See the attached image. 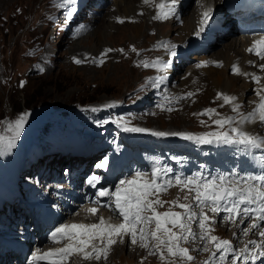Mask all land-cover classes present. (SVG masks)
I'll return each instance as SVG.
<instances>
[{
    "label": "rangeland",
    "instance_id": "rangeland-1",
    "mask_svg": "<svg viewBox=\"0 0 264 264\" xmlns=\"http://www.w3.org/2000/svg\"><path fill=\"white\" fill-rule=\"evenodd\" d=\"M102 1L75 0L74 4L69 5L65 3V0H61L67 8L60 12L56 18L50 19V13L55 8L54 0H0V132L4 131L5 135H11L7 131L6 122H14L20 115L44 104L51 105L53 111L49 118L43 119L42 130L39 129V134L43 135L49 132L55 137L58 147H62L59 143L62 134L68 133L69 127L72 125L77 128L79 126L88 132H91L90 127H93L103 134V138L114 142L123 141V137L128 135V132L123 131L118 123L112 121H118L120 124L127 121L131 127H142L163 132H169L171 128L174 130L171 129L170 132L193 134L219 130L217 126L213 125V120L219 117L215 115L211 118L208 115H193L194 113H201L205 109H216L220 117L234 116L237 122L232 126L241 127L239 124L240 115L232 109L230 112H225V106L221 104L222 99L218 98L220 92L214 86L217 83L210 79L208 73L205 72L210 67L201 69V72L192 67L195 66L193 57L198 55H192L189 48L186 49V56L190 59H188L187 64L178 67L175 72L176 75L174 74L169 82H165L164 79L160 80L163 72H160L153 79L145 80L148 72L132 66V59L130 62L129 60H120L122 56L131 53L132 44H137L138 50H141L144 48L143 46H147L155 38H160L165 45H168V39L160 36L169 33L167 28L170 27V31L176 30V28H174V24L169 23L166 28L158 29L156 21L140 17L143 15L142 12H146L145 9L126 16L125 12L119 11V3H115L117 5L116 10L108 9L107 13L104 10L96 15ZM56 2L62 6L59 0ZM122 2H126V7H132L136 0H123ZM108 4L102 8H106ZM197 4L198 0H191L188 6L182 4L183 9L186 10L182 17L194 15L196 18V15L199 16L194 13ZM72 7H75L76 11H80L75 23L76 26H72L75 29L73 39L70 38L71 35L65 33L69 29L71 20L67 13ZM155 14L157 15L156 12ZM119 16L122 17L123 23L118 19ZM76 18L77 15L74 17V21ZM113 21L124 26L120 28L110 27L106 31L105 27H108ZM152 22L157 26H153ZM137 23L141 26V31L138 34L134 32L137 29L127 27V24ZM103 24L104 28L102 27ZM175 26L180 27L182 24H175ZM78 32H82L81 40H79L80 38L76 39ZM178 32L169 33V35H173V38L179 37ZM235 39L238 41L236 43L239 44L238 36H230L222 43L227 44ZM217 43L212 45L209 55L216 56L215 54L227 49V47L222 49ZM156 45L157 43H154L151 48L147 49L155 48ZM176 45L177 42L174 40V47ZM107 49H113V51L106 53ZM121 49L123 51H120ZM77 59L81 60L82 63L77 64L75 62ZM101 59L104 61L102 64L99 62ZM158 59L164 60L161 56ZM179 59V56H175V62ZM167 68L170 71L173 69L171 65H168ZM222 68H218V70L223 71L226 80L228 75H233ZM203 78L206 79L207 83L202 80ZM159 82H163L164 86L172 82V88L170 86L163 87L159 91L160 96L158 93L151 99L146 98L145 93L148 91L149 95H152L153 93L150 92L156 91ZM240 82L238 85L241 87L247 83L249 85L246 86V90H243V97L254 101L257 98L254 91L255 86L248 81L246 83L242 81V84ZM144 84H147V90L143 88ZM188 93L193 95L188 96ZM173 96H179L181 99L182 104L177 108L179 111L175 112L178 115H171V111H167V108L173 104L176 98ZM163 98L171 99L166 102L163 101ZM106 105L114 106L105 107ZM256 105L247 107L240 114L247 115L253 111ZM29 119L28 114L22 133L26 130ZM243 127L248 128L246 125ZM260 127V123H257V130L264 134V129ZM224 130H229L228 126ZM22 133L14 148L0 154L2 164L9 157V153L12 156V161H15L17 156L23 155V150L27 146L25 141L30 137H23ZM141 135L144 136V139L151 140L148 143L153 145L160 144L163 140L161 137L153 136L150 133H141ZM182 141L184 146L192 144L188 140ZM211 145L214 148L225 144ZM193 146L196 148L195 145ZM229 149L236 150L238 153L235 145L221 150ZM52 154L60 156L55 152L42 155L36 160L34 167L29 170V174L34 175L36 171L41 169L43 163L48 164L47 169L51 170L49 157ZM61 164L58 171L62 170ZM65 164L62 165L67 167ZM1 191L0 188V196ZM185 195H188L187 190L181 191L178 188V190H172L164 195L159 194V198L163 201L179 198L181 203H191L192 197L189 196L186 201L184 200ZM150 198L155 199L156 197ZM169 207L170 205L165 203L162 207L158 206L157 211L165 212L169 210ZM195 210L199 212V209ZM172 211L183 212V209L173 207ZM209 216L211 215L209 214ZM193 225L197 228L193 231L199 232L197 225ZM212 226L215 229L213 235L235 243L230 230L220 227L216 220ZM118 243L121 244L118 245L121 248L116 246L117 248L111 250L107 260L97 261L78 258L73 259L69 264H162L158 255H149L144 251L146 249L138 246L137 250L132 251V245L125 239H123V243L119 239ZM236 245H244V242L239 239ZM200 246L202 248L203 244L201 243ZM191 264L195 263L191 262Z\"/></svg>",
    "mask_w": 264,
    "mask_h": 264
},
{
    "label": "snow or ice",
    "instance_id": "snow-or-ice-1",
    "mask_svg": "<svg viewBox=\"0 0 264 264\" xmlns=\"http://www.w3.org/2000/svg\"><path fill=\"white\" fill-rule=\"evenodd\" d=\"M74 2L75 0H65V3L69 5ZM143 2L149 4L155 3V0H143ZM174 4L175 0H171V4L168 0H160L158 4H155L158 14L154 19H168L174 14L172 7ZM75 11V7H72L67 13L69 19ZM210 18L211 9L205 10L202 13L197 35L203 31L204 25ZM120 22L123 23V20ZM111 51L113 49H107L106 53ZM247 51L264 61V36L254 41ZM75 62L82 63L78 59ZM99 62L102 64L104 61L101 59ZM142 63L144 67L160 69L167 67V64L159 61L151 64ZM217 66L222 64L218 63ZM260 68L264 70V64H261ZM232 71L234 74L250 76L257 84L262 79L254 73H242L238 65H233ZM160 80L162 81L163 77ZM254 91L259 97V103L247 115L240 114V105L235 103L236 97L218 94V98L223 99L225 104L232 105V110L240 115L241 127L232 126L237 122L236 117H220L216 109H205L201 113L193 114L208 115L210 118L213 115L219 117L213 120L219 130L203 134L154 131L142 127H131L127 121L122 124L118 121L112 122L118 123L125 132L150 133L156 137L176 136L195 141L197 144L235 145L238 153L247 154L256 161L258 171L239 174L233 170L230 173H218L216 176L197 172L191 176L176 174L174 178H166L172 169L153 166L150 173L137 169L132 176L120 180L114 190L101 188L98 192L99 197L108 198V202L103 206L110 208L118 218H121V223H110L101 216L99 223L61 224L51 232L49 240L53 244H63V246L51 248L43 253L41 249H36L32 253L31 264H41V262L68 264L69 259L75 255L85 260H107L112 246L117 243V238L119 237L120 242L123 243L124 236L129 237L131 245L146 249L149 255H158L162 264H177V261L179 264H191L195 257L190 254L188 247L183 246L190 239L199 240L203 244L200 251L210 252V258L205 261V264H257L258 260L264 259V154L258 157L253 154V150L264 149V136L249 133L242 127L254 122L264 125V89H254ZM191 95L193 94L188 93V96ZM112 106L114 105L105 107ZM172 110L170 107L167 108V111ZM27 115L24 113L14 122H6L7 131L11 135H0V154L15 147L23 131ZM226 126L229 129L227 131L224 130ZM107 164L108 161L105 159L97 167L105 168ZM149 175L152 177L151 180L147 179ZM99 179L97 176H92L88 179V183L95 187ZM173 186H178L181 191L187 190V193L192 195V202L181 203L179 198L172 201L161 200L159 194L167 192ZM153 196L156 198L151 199L150 197ZM188 199L189 195H185L184 200ZM165 203L170 205L169 210L157 211V207H162ZM173 207H179L183 209V212L172 211ZM206 208L216 215L224 213L220 217L221 222L237 224L239 221L243 224L245 220H249L250 223L240 229L242 236L247 237L255 232L260 240H249L243 247H237L232 241L213 235L215 229L212 225L215 220L204 211ZM195 209H199V212ZM88 211L95 215L98 210L91 208ZM193 224L197 225L199 232L193 231ZM152 225L154 227H151ZM96 240H99L103 247H98L94 243Z\"/></svg>",
    "mask_w": 264,
    "mask_h": 264
},
{
    "label": "bare ground",
    "instance_id": "bare-ground-1",
    "mask_svg": "<svg viewBox=\"0 0 264 264\" xmlns=\"http://www.w3.org/2000/svg\"><path fill=\"white\" fill-rule=\"evenodd\" d=\"M122 1L123 0H112V3L104 1V3H102L101 6H104L105 4H108V3L110 5L115 4V3L116 4L119 3L118 4L119 11L123 12V13L125 12L126 16H129L130 13H134L135 14L137 11H139V10L143 11L141 9H145L146 12H142L143 15H140V17H146V18H149L150 20L156 21L158 23V26H157V25H155L152 22L151 24L153 26H157V28L161 30L163 28H166V26L169 23H171V24H174V28H176V30L170 31L169 30L170 27H169V29L167 28L169 33L172 34L173 32L179 31L178 32L179 33L178 34L179 37L176 36L175 38H173V35H169V33H166L165 35L160 36V37H166V39H168V45H165L160 38H155L147 46H143L144 48L141 49V50H138L139 46L137 44H132L131 47H130V52L131 53L128 54L127 56H125V55L122 56L121 59H120V60H129V62H130V59H132V66H134L136 69L137 68H141L142 70H145L146 72H148V76L147 77L145 76L146 77L145 80L153 79L155 76L159 75L160 72H163L162 77H163L165 82H169L171 80V78L173 77L174 73L172 71L167 70V67L164 68V69H160L158 67H144L142 62H149L151 64L152 62L159 61L162 64H167V66H168L170 64V54L171 53H173V52L175 54L179 53V56H184V51L183 50L179 51L180 48H182L183 46L187 45L189 42L194 47L196 46L195 37L197 36L196 33L200 29V11L202 9V3H213L214 5H216V0H200L201 8H199V10H197V8L195 6L196 9L194 10V13L198 14L199 16H197L195 14L197 16L196 18H194V15H190L188 17L183 18L182 15H184V12L186 10L181 8V5H182V2H184L185 0H175V4L172 5V7L174 9V14L170 15V17L168 19H166V20H157V19H154V17L156 16L155 12L158 14V9L155 7V4H158L160 2V0H155V3H149V4H145L143 2V0H136V2H134V5H133L136 8L133 7V6L132 7H126L127 5H125V3L127 1L126 2H122ZM59 2L61 3V5L63 7L59 6L57 4L56 0H54L53 5H54L55 8H53L52 12L50 13V19L56 18L60 14V12L64 11L67 8L66 4H62L61 0H59ZM168 2L171 4V0H168ZM109 4L107 5L106 8H102V9L99 8L98 11H97V15L100 14V12H103L104 10H105L104 12H106V11H108V9H111V10H116L117 9V5L116 4L112 5V6H110ZM217 4H220L219 0H218ZM186 5H188V3ZM179 10H180V13L178 14ZM114 13H115V11H114ZM79 14H80V11L76 12L74 17L77 15V18H78ZM74 17H73V25H74V23L77 20V18H76V20L74 21ZM118 19L122 20V17L119 16ZM175 24H182V26H180V27L179 26H175ZM114 26H116L117 28H120V27H122L124 25L120 26V25L116 24L114 21L110 22V25L108 27H105L104 24L102 25L103 28L104 27L106 28V31H108L107 30L108 28L114 27ZM128 26L131 27V28L137 29V30H134V32H137L136 34H138V32L140 33V31H141V26L138 23L137 24H133V25L127 24V27ZM69 30L70 31L68 32V35H72L73 34V30H74L73 27L69 28ZM200 32H203V31H200ZM81 36H82V32L77 35L76 39L78 40L80 38L79 40H81ZM240 39L241 40H240L239 46H241V45L244 46V45H246V43H248V40H245L244 38H240ZM174 40L177 42V45L175 47H174ZM236 42H238V41H236V39H235L234 41H231L230 43H227V45H225V47H224V48L227 47V49L222 50L216 56L213 55L212 56V60H218V58L221 59L223 61V65L220 68L223 67L222 69L224 71L228 70V67H229V65L232 62L238 61L239 64L241 65L240 66V71L242 73H246L248 68L246 67V65H244V62L246 61L247 56L243 53L244 49L243 48L241 49L238 46V43H236ZM154 43H157L155 48L147 49V48H151ZM125 47H127V46L125 45ZM133 48H135V51H133ZM189 48H191V46ZM124 52H125V50H124ZM195 55H197V54H195ZM160 56L163 57L164 60H162V59L159 60L158 58ZM240 56L242 57L241 59H240ZM200 57H204V56H195V57H193V59L200 58ZM183 61H184V58H183ZM208 67H210V66H207V67H204V68H208ZM195 68H196V70H198V72H201V69H204V68H197V67H195ZM249 69H252V68H249ZM217 70H218V68L215 69L214 67H210V68L206 69L205 72L208 73V76H209L210 79H212L214 82L216 81L217 84L214 85V86H216V88L220 92V94L222 93V94H225V95H228V96H233V97L238 96V98H236V100H235V103L240 105L239 112H244L247 107L252 106L255 103L259 102V97L258 96H257V98H255L254 101H250V100H247L242 95L243 90H246L247 89L246 86H249V85L247 83V84H245V86L241 87V86L238 85V83L240 81L241 82L244 81L245 83H246V81L250 82L249 78L247 76L240 75V74H233V75H228V79L226 80L225 79V74L223 73V71L222 70H218L217 71ZM202 80L205 81L206 79L203 78ZM241 82H240V84H242ZM163 86H164L163 82H159L156 91L152 90L150 92V93H153L152 95H149V92L147 91L144 96L146 98H148V99L149 98L151 99L153 96H156L159 93L160 89ZM143 88H146V90H147V84H144ZM236 92H237V94H236ZM167 95H169V94H167ZM195 98H196V96H195ZM184 103H186V102H184ZM180 104H182L181 103V99H180L179 96H177L175 98L173 104L170 106V108L173 109L171 111V115L172 114L178 115L175 112L179 111V109H177V108H178V106H180ZM221 104L223 106H225V109H224L225 112H230L231 111L232 105L225 104L223 99H222ZM208 107L210 108V106H208ZM52 111H53V109L51 110V112ZM27 114H29V117H30V112H28ZM257 123H259V122H254V123H252V125H250L251 123L245 124L248 128L243 127V126L242 127H243V129L245 131H247L249 133H252V134H255V135H259V136H264V134L259 133V130H257ZM213 125L216 126L214 123H213ZM172 127H175V126H172ZM260 128L264 129V125H261ZM171 129L174 130V128H171ZM171 129H169V132H170ZM179 131H180V129H179ZM5 134L6 133L4 131L0 132V135H5ZM27 136H29V134H27ZM164 138L166 140L165 141V145L170 146V147H173V145L175 143H178L179 140L181 139L180 137H176V136H167V137H164ZM200 147L201 148H207L202 154L199 155V158L201 157L204 160L205 159L209 160V161L212 160V158L209 157L208 151H214V152L218 151V149L212 148L209 144H200ZM67 162L68 161H64L63 164H65V163L67 164ZM236 162H237V160H236ZM54 166H55V164H52V167H54ZM43 168H45V170H46L48 168V164L43 163ZM198 168H202V164ZM61 169H62V167H61ZM118 245H121V244L117 242V244L114 247H112V250L117 248L116 246H118ZM122 247H124V246H122ZM184 247H188V248L191 247V243L188 242V243L184 244ZM119 248H121V247H119ZM131 248H132V251L137 250L138 245H132ZM200 248H201V246L198 245V247H197V251L198 252L200 251ZM144 251L148 254V252L146 250H144ZM75 259H78V257L75 258ZM177 262H179V261H177Z\"/></svg>",
    "mask_w": 264,
    "mask_h": 264
},
{
    "label": "water",
    "instance_id": "water-1",
    "mask_svg": "<svg viewBox=\"0 0 264 264\" xmlns=\"http://www.w3.org/2000/svg\"><path fill=\"white\" fill-rule=\"evenodd\" d=\"M52 107L51 105L44 104L39 107L32 109V117L29 123V129L26 131L25 135L32 134L38 124L51 113Z\"/></svg>",
    "mask_w": 264,
    "mask_h": 264
}]
</instances>
